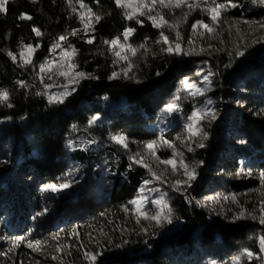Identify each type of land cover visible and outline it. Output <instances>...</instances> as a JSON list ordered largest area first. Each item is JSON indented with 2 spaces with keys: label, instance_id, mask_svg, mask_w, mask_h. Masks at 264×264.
<instances>
[{
  "label": "trees",
  "instance_id": "obj_1",
  "mask_svg": "<svg viewBox=\"0 0 264 264\" xmlns=\"http://www.w3.org/2000/svg\"><path fill=\"white\" fill-rule=\"evenodd\" d=\"M213 1L237 5L225 10L224 19L264 18V6L253 0ZM83 3L103 16L94 31L83 30L67 0H9L6 13H0V89L7 90L13 105L0 103V120H6L0 125V237L34 234L33 240L73 225H101L106 237L95 264H262L260 220L191 204L190 197L230 191L241 200L242 194L264 188V35L231 40L232 28H227L201 51L169 53L161 37L163 32L172 38L167 29L153 27L146 17L138 18L142 23L125 19L114 0ZM21 13L32 20H19ZM163 17L168 20L169 15ZM199 20L209 21L196 10L178 20L181 44L191 39L192 25ZM33 26L41 36L33 33ZM125 28L135 29L127 44L137 51L120 59L103 41L121 36ZM74 30L77 35H70ZM59 36L76 49V70L98 78H81L64 103H49L37 94L41 91L34 72L29 65L20 66L18 53L21 41L39 44L36 55L41 59ZM90 37L91 44L86 42ZM6 50L17 54L15 63ZM198 70L212 73L217 109L220 85L223 99L233 104L218 122L205 126L207 139L196 152L202 163L200 180L188 192L168 188L171 223L145 222L130 207L149 174L129 154L134 146L160 138L172 141L181 117L177 112L167 118L163 112L176 104L188 115L192 101L182 81L195 80ZM113 72L118 78L109 79ZM160 115L173 120L163 132L155 123ZM93 117L99 118L90 124ZM115 135L123 136L129 147L116 143ZM82 137L96 146L80 148L75 143ZM167 153L161 147L153 151L159 161ZM65 183L70 187L44 190L45 185ZM246 251L256 256L249 258ZM73 262L82 264L78 258Z\"/></svg>",
  "mask_w": 264,
  "mask_h": 264
},
{
  "label": "rangeland",
  "instance_id": "obj_2",
  "mask_svg": "<svg viewBox=\"0 0 264 264\" xmlns=\"http://www.w3.org/2000/svg\"><path fill=\"white\" fill-rule=\"evenodd\" d=\"M133 3L135 4V0H133ZM188 3L198 4L199 7L189 9L186 5H182L181 7L161 8L159 5H157L150 13L153 16H157V13L162 16L163 14L169 15L168 20L165 19L168 22V25L159 29H167L168 34L170 37H172L168 41L173 47L177 42L176 34L177 23L179 19H181L186 14V16H188V14L194 12L195 10L199 14L208 18V22L202 20L199 21L202 22V24H207L209 27L213 28V32L209 33L205 28L202 27L201 24H198L195 31L192 28V35L189 41L184 44L179 42L181 45L180 53L188 52L189 50L201 51L205 48L204 46H211L210 42L212 41V38H217V35H219L221 31H225L227 28H232L230 36L231 40H237L239 39V36H241L240 40L248 41L252 38H255L259 34L264 35V18L261 20L255 19L251 22L227 20L224 19V16L225 10L229 8L228 6L226 9L221 11L218 20L213 21L209 9L214 7L217 4L216 2L213 0H188ZM74 6L77 8L76 15L79 18V12L84 11V9H81L79 4H74ZM139 17L148 18L147 15H137L136 19ZM157 22H159V16H157ZM80 23L83 27V30H85L84 24L81 22V20ZM196 23L197 21L194 24ZM173 25H175V27H171ZM225 25H227V27H225ZM57 38L49 44L45 57L39 59L35 52L32 57L33 62L29 65L34 72L33 76L35 82L40 87L41 93L48 101L49 96L55 99L61 93L71 92L74 90V87L77 84L76 81L81 79L75 75L79 71H77L75 68L73 63V54L71 53V48L67 45L66 41L60 42L61 47H58L55 50H50L53 43H56ZM165 45L167 48L169 47V44ZM64 50H68V56H64L62 54ZM116 50L120 51L122 56H127L128 53H131L126 49L121 50L117 48ZM41 65H45L43 71H41ZM69 65H74V67L70 68ZM62 72L67 73V75H61ZM205 77H207V79H205ZM185 81L195 85L196 87L193 89H188L184 83ZM212 82V73L203 70H198L195 80L183 79V87L186 90V93L191 97L192 101L191 109L188 115L185 116L182 110L169 111L168 108H166V112H163L164 115H167V118L176 115L177 112L181 117L180 129L178 132H176L172 141H167L169 143H164L165 140L161 138L159 140L153 141L155 142L154 150H156L157 147L164 148L165 151L167 150V152L170 154L167 159L159 161L158 158L153 155L154 150L147 149L146 145L149 143L142 146H134V150L129 154V156H135L136 154H139L138 158H143V164L146 165L143 167L148 170L149 174L148 177H145L142 180L141 186L137 188L136 197L133 199V201L140 200L141 197L144 199L139 205L131 203V212L135 217L142 219L145 222H153V224L169 223L167 219L163 218L168 210H171L169 200L170 193L168 188L178 192H188V189L193 188L194 183L200 180L202 163L196 155L197 148H200L197 147V144H204L205 139L203 137V133H206L205 126L207 122L210 120L214 121V123L218 122L222 117L225 116L226 111H229V106H232L233 104L232 101L229 102L223 99L224 90L223 86L220 85L218 91L219 109H217L214 104V98L211 95L212 89L214 87ZM196 89H200V92H196ZM208 101H211V103H208ZM213 114L215 115V119L212 118ZM162 118L163 115H160V118L155 122L157 124L156 126L159 127L158 129L160 132L168 130L169 127L173 125V120H163ZM5 121L6 120H0V125ZM225 121L226 120H222L223 125L227 124ZM163 122L165 123L162 125ZM167 122L171 124L168 125ZM190 124L193 126V132L196 133L195 135H191L188 132V126ZM75 144H77V146L80 148H85L86 146H96L94 141L87 140L84 137L80 138ZM127 147H129V144H127ZM189 147H191L193 150L189 151ZM169 160H171L173 163H164V161ZM185 165L189 170L195 169L196 174V178L192 181H188L187 183H183L184 181H187V176L184 174ZM159 166L162 168L160 172L158 169ZM149 169H151V171H149ZM153 173H155V176H153ZM178 180L182 181V183L177 186L176 181ZM146 181L147 183H145ZM177 188H179V190H177ZM157 200H162L163 204L167 205V207H165L161 213L162 218L159 220V222L146 219L142 215V213L146 212L151 216L157 211H160L163 205L156 204L155 201ZM247 202H249L250 205L245 207ZM190 203L202 204L213 211L215 210L231 213L234 217H237L241 212H243L244 216L242 219L260 220V217L264 215V213L261 212V208L264 207V188H261L259 191H255L254 194H242L241 200L238 195L230 191L221 193L212 191L201 198H193L191 195ZM138 207L140 210L139 212L137 211ZM173 216L174 213L171 210V221ZM73 229H75V234H73ZM32 236H34V234H30L29 236L25 234H3V236L0 237V264H74L73 261L75 258L80 259L82 264L83 262L89 264V261L84 259V253L87 251L96 254L97 260V251L103 244V241L106 237L105 230L101 225H73L67 229H63L52 234L48 233L40 235L38 236V239L31 240L30 237ZM261 237H264L262 232H258L257 244L261 257V263L264 264V251H261L260 248ZM13 240H18V246L15 248L12 246ZM35 241H40L41 244L39 246L34 244L32 248H29V242L34 243ZM4 253H7V255H4ZM102 262L103 261L101 260L98 262V264H101Z\"/></svg>",
  "mask_w": 264,
  "mask_h": 264
},
{
  "label": "snow or ice",
  "instance_id": "obj_3",
  "mask_svg": "<svg viewBox=\"0 0 264 264\" xmlns=\"http://www.w3.org/2000/svg\"><path fill=\"white\" fill-rule=\"evenodd\" d=\"M9 0H0V13H6L7 11V4ZM31 2L35 3L36 0H31ZM76 4L80 5L81 9H84V11L79 12V18L81 22L84 24V29L85 31H94V25L98 24L102 19L103 16L93 12L92 8L88 7L83 3V0H75ZM96 3L99 4V0H96ZM114 3L118 8L123 9V15L125 19L127 20H132L136 19L137 15L139 16H144L147 15L148 19L152 21L153 27L156 28H161L164 26L168 25V22L164 19L162 15L157 13V16H159V22H157V16H153L150 13L154 10V8L159 5L161 8H172V7H181L182 5H186L189 9H193L196 7H199L198 4L194 3H188V0H135V4L133 3V0H114ZM253 3H259L260 5L264 6V0H253ZM68 6L71 8L73 13L77 12V8L73 4V0H67ZM231 6V7H237L235 4H230V5H225V4H216L214 7H211L209 9V12L211 13V17L213 21H217L221 11L226 9V7ZM187 15V14H186ZM18 19L21 21L24 20H32V17L26 13H21L18 16ZM137 23H142L139 19H136ZM201 24L203 28H205L209 33L213 32V28L209 27L207 24H202V22L197 21L196 24L192 25L193 30L195 31L197 28V25ZM175 27V25L171 26ZM33 33L39 37L42 35L41 31L39 28L33 26L32 27ZM78 30H74L70 33V35H77ZM135 32L134 28H125L124 32L121 34V36H117L111 40H104L103 43L105 45H108L114 52L115 54L120 57L121 59H127V56H122L120 51H117L116 49L119 48L121 50L126 49L128 52H131L133 55L136 54L137 49L133 48L131 45L127 44V41L129 37ZM177 42L175 43L174 47L169 43L167 36H164L163 32H161V37L162 40L165 44H169V47L167 49H164L165 51L169 53H180L181 51V45L179 43L180 39V34L177 32ZM67 37L66 36H59L57 38L56 43H53L52 48L50 50H55L58 47H61L60 42L61 41H66ZM94 37H90L86 42L91 44L93 43ZM140 47H144V45H140ZM39 48V44L33 46L32 44H25L23 41L20 42V51H19V60H20V66H27L32 64V57L33 54L36 52V50ZM76 52V49L72 48L71 53L74 55ZM7 55L12 59V61L15 63L17 61V54L7 51ZM64 56H68V50H64L62 53ZM238 55H243V52L238 51ZM69 67H74V65H69ZM41 71L44 70L45 65L40 66ZM61 75H67V73L62 72ZM79 78H87V79H97L98 77L89 74V73H84V72H78L75 74ZM124 75L127 76V69L124 71ZM118 78V74L116 72H113L112 75L109 77V79H115ZM207 79V77H205ZM77 83L79 82L78 80L76 81ZM21 87H25L23 82H19ZM186 87L188 89H193L196 86L193 84L188 83L187 81L184 82ZM196 92H200V89H196ZM38 95L42 93H37ZM71 92L67 93H61L58 97L53 99V97L49 96V103H64V99L66 98L67 95H70ZM9 101V94L7 90L5 89H0V103L6 104L7 107H12L13 105L8 102ZM208 103H211V101H208ZM169 111H178V105L176 104H169L167 106ZM99 117H93L92 121H89L91 124L94 120L98 119ZM213 119H215V115L213 114L212 116ZM188 132L191 135H195L196 133L193 132V126L190 124L188 126ZM204 139H207V133H203ZM116 143L121 144L125 148L127 147V143L125 141V138L123 136H115L112 138ZM164 143H169L167 141H164ZM171 146V145H170ZM147 149L149 150H154L155 148V142L149 143L146 145ZM197 147H204L203 143L197 144ZM189 151H192L193 149L191 147L188 148ZM175 154V153H174ZM139 157V154H136L135 156H129V159L133 161V163L141 164L142 166H146L143 164V158ZM164 163L171 164L173 163L171 160L169 161H164ZM151 171V169H149ZM184 174L187 176V181H184L183 183H187L188 181H192L196 178L195 174V169L189 170L188 167L185 165L184 166ZM153 176H155V173H153ZM262 179H264V173H261ZM158 178V177H157ZM147 183V181L145 182ZM182 181H176V185H180ZM70 187V184H60V185H55V184H50V185H45L44 190L48 191L51 190L52 192H57L63 189H66ZM179 190V188H177ZM144 198L141 197L140 200L132 201L133 204L139 205ZM156 204L158 205H163V207L160 209V211H157L154 215H148V213L144 212L142 215L149 220H155L159 222V220L162 218L161 213L163 212L164 208L167 207L166 204H163L162 200H157L155 201ZM127 211V209H125ZM137 211L139 212V207L137 208ZM261 212L264 213V207L261 208ZM171 210L169 209L168 212L163 216L164 219H167L169 223H171ZM244 213L241 212L236 218H243ZM260 222L264 224V215L260 217ZM146 231V230H145ZM73 234H75V229H73ZM39 246L41 244L40 241H35L29 242L28 247L32 248L34 246ZM12 246L15 248L18 246V240H13L12 241ZM260 248L261 251H264V237L260 238ZM59 250V249H58ZM11 251V249H10ZM246 254L249 258L253 256L252 252L246 251ZM4 255H7V253H4ZM84 259L89 261V264H95L96 261V254H93L92 252H85L84 253ZM235 259L239 260V257H236Z\"/></svg>",
  "mask_w": 264,
  "mask_h": 264
}]
</instances>
